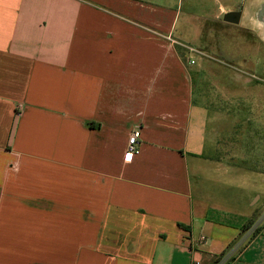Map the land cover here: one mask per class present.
<instances>
[{"label": "crops", "instance_id": "1", "mask_svg": "<svg viewBox=\"0 0 264 264\" xmlns=\"http://www.w3.org/2000/svg\"><path fill=\"white\" fill-rule=\"evenodd\" d=\"M176 3L0 0V264H213L259 224L228 263L248 264L264 218L231 190L247 149L195 104ZM217 18L193 20L198 41ZM254 19L228 26L260 36ZM244 136L263 172L264 136Z\"/></svg>", "mask_w": 264, "mask_h": 264}, {"label": "rangeland", "instance_id": "2", "mask_svg": "<svg viewBox=\"0 0 264 264\" xmlns=\"http://www.w3.org/2000/svg\"><path fill=\"white\" fill-rule=\"evenodd\" d=\"M238 1L240 0H177L175 12L178 29L183 31V37L179 39L186 44H181L182 49L187 56L197 59V64L189 67L194 81L195 104H205L210 114L215 115L216 122L212 121L211 129L219 128L222 142L227 137L232 141L243 140L244 149H247L245 161L242 155L241 161L238 160L232 167V194L236 195L239 206H246L245 209L251 212L245 220L253 218L252 220L256 221L259 218L258 221H261L264 218V171L261 172L263 160H259V156L255 154V151L258 153L257 149L253 150L249 145L253 137L247 138L244 135L246 132H253V135L255 133L259 138L264 136V34L251 41V36L248 35V39H245L241 33H237L239 31L236 28L234 31L233 26H228L229 24L222 21V15L235 9ZM247 1L245 20L252 22L255 20V10L264 0ZM215 15L218 16L215 20L217 23L213 25L215 31L207 37L210 41H198V31L193 20ZM184 46L193 47L204 54L189 52ZM247 48L251 51L246 50ZM236 77L246 79H241L245 81L242 86L248 87L251 93L241 95L242 92L239 94L235 91V86H239L235 81ZM253 85L263 90V95H259L263 97L258 96V90L253 91L250 88ZM220 146L223 152L226 144ZM239 157L237 154V158ZM257 198L260 200L254 208L251 207L250 204ZM261 239L247 255L248 264H264V237ZM247 244L246 242L240 251L238 250L239 256ZM239 264H246V261L242 260Z\"/></svg>", "mask_w": 264, "mask_h": 264}, {"label": "built area", "instance_id": "3", "mask_svg": "<svg viewBox=\"0 0 264 264\" xmlns=\"http://www.w3.org/2000/svg\"><path fill=\"white\" fill-rule=\"evenodd\" d=\"M184 47L187 48L189 52L201 54L200 51H198L197 49L193 47H188V46H184ZM190 63L195 64V61L191 60ZM140 137H141V132L139 130H135L131 133L129 140H128V145H127L126 154H125L126 162L133 161V159L139 154ZM258 225L259 224L254 225V228L249 231L250 234L248 235V237H252L257 232L259 228ZM248 237H245L242 241L230 246L223 253V255L215 258V260L213 261V264H228L229 262H231L233 258L236 257V255L238 254V250L240 251V249L246 244V242L249 239ZM192 264H202V263L200 261H194Z\"/></svg>", "mask_w": 264, "mask_h": 264}, {"label": "flooded vegetation", "instance_id": "4", "mask_svg": "<svg viewBox=\"0 0 264 264\" xmlns=\"http://www.w3.org/2000/svg\"><path fill=\"white\" fill-rule=\"evenodd\" d=\"M247 6H248V1L247 0H240V1H238L235 4V9H233L232 11H229V12H237V11L241 12L240 24H241V22H244V20H245V12H246V9H248ZM254 16L256 17L257 20H261V23H262V26H263V29H264V3L260 4L258 9L255 10ZM228 24H230V23H228ZM232 25H234V24H232ZM239 25H234V26H239ZM240 32L245 35V38H247L246 36H248V35L251 36L250 37V39H252L251 41H253V40H255V39H257L259 37L252 30H249V29H247L245 27H242L240 29Z\"/></svg>", "mask_w": 264, "mask_h": 264}, {"label": "water", "instance_id": "5", "mask_svg": "<svg viewBox=\"0 0 264 264\" xmlns=\"http://www.w3.org/2000/svg\"><path fill=\"white\" fill-rule=\"evenodd\" d=\"M223 21L225 23L239 25L240 21H241V12L237 11V12L225 13L224 16H223Z\"/></svg>", "mask_w": 264, "mask_h": 264}, {"label": "trees", "instance_id": "6", "mask_svg": "<svg viewBox=\"0 0 264 264\" xmlns=\"http://www.w3.org/2000/svg\"><path fill=\"white\" fill-rule=\"evenodd\" d=\"M252 223H253V221L251 220L250 223H248L247 227H249V225L252 224ZM247 227H246V228H247ZM246 228H245V229H246ZM222 255H223V254H222Z\"/></svg>", "mask_w": 264, "mask_h": 264}]
</instances>
